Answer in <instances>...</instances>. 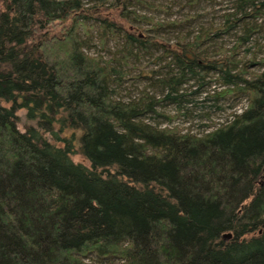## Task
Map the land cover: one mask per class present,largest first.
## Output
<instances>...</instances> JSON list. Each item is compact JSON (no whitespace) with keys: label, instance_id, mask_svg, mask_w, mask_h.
I'll use <instances>...</instances> for the list:
<instances>
[{"label":"trees","instance_id":"16d2710c","mask_svg":"<svg viewBox=\"0 0 264 264\" xmlns=\"http://www.w3.org/2000/svg\"><path fill=\"white\" fill-rule=\"evenodd\" d=\"M147 7L157 4L0 0V264H264V56L249 74L247 63L199 55L207 30L159 42L182 22ZM258 7L249 1L224 29ZM90 32L119 38L121 56L86 52ZM151 45L170 58L162 101L215 71L218 94L245 95V109L201 133L148 122L159 100L119 99L111 63Z\"/></svg>","mask_w":264,"mask_h":264},{"label":"rangeland","instance_id":"374dc122","mask_svg":"<svg viewBox=\"0 0 264 264\" xmlns=\"http://www.w3.org/2000/svg\"><path fill=\"white\" fill-rule=\"evenodd\" d=\"M144 1L152 5L157 4V9L147 7L140 9L142 10L140 12L148 13L160 21L182 22L175 30H162L157 36L151 33L159 42L169 45L175 44L179 39L190 42L200 31L207 30L209 38L197 48L200 56L212 60L229 57L232 62L247 63L249 74L257 73L261 69L257 62L264 56V5H260L264 0H254L259 6L254 17H245L229 29H224L226 21L247 16L250 11L248 2L251 0H198L195 6H191L187 0ZM84 3L94 4L96 0H84ZM112 10L106 9L108 12ZM246 26L252 27L253 32L246 41H242L239 36L244 34ZM80 36L85 41L86 52L89 54L99 55L104 59L119 58L122 54L119 38L100 42L94 32L86 35L88 37L83 33ZM169 62L170 58L166 57L163 48L158 49L152 45L148 46L147 50L138 51L137 56L130 59L126 66L113 60L111 64L120 70L122 76L116 89V96L124 101L136 100L144 95L156 98L159 100L155 107L156 113L147 115L148 122L160 126H175L183 132L192 133L212 129L231 119L234 113L245 109L247 105L245 95L234 97L218 94L225 86H222L221 74L215 71L204 74L202 79L197 76L196 79L179 84L177 91L182 97L178 96L176 102L162 101L166 90L162 92L159 85L161 78L170 72ZM24 114V109L17 112L21 128L26 122ZM70 133L71 130H67L64 134ZM71 159L90 168V163L78 152L73 153Z\"/></svg>","mask_w":264,"mask_h":264},{"label":"water","instance_id":"95a60500","mask_svg":"<svg viewBox=\"0 0 264 264\" xmlns=\"http://www.w3.org/2000/svg\"><path fill=\"white\" fill-rule=\"evenodd\" d=\"M226 236H229V235H226Z\"/></svg>","mask_w":264,"mask_h":264}]
</instances>
